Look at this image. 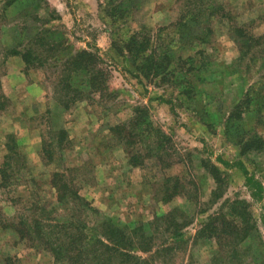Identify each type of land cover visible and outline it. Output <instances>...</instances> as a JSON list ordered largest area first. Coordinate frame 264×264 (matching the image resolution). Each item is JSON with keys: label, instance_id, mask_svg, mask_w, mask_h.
<instances>
[{"label": "rangeland", "instance_id": "rangeland-1", "mask_svg": "<svg viewBox=\"0 0 264 264\" xmlns=\"http://www.w3.org/2000/svg\"><path fill=\"white\" fill-rule=\"evenodd\" d=\"M6 164L0 264H264V0H0Z\"/></svg>", "mask_w": 264, "mask_h": 264}, {"label": "trees", "instance_id": "trees-1", "mask_svg": "<svg viewBox=\"0 0 264 264\" xmlns=\"http://www.w3.org/2000/svg\"><path fill=\"white\" fill-rule=\"evenodd\" d=\"M232 33V32H231ZM22 55V57L24 56L25 57V52L24 53H22L21 54ZM9 166V165H8ZM7 166V164L6 165H4V167H2L1 169H0V173H1V175H2V179L5 181V180H7L8 179V177H9V175L8 174H6V168L8 167ZM10 171V170H9ZM10 173V172H9ZM55 176H57V174H54ZM55 176H54V180H55ZM54 184V186H55V181L53 182ZM64 187L65 188H68V186H66V185H64ZM56 191H58V194L60 193L59 192V190H57V186H56ZM75 198H78V196L75 194L74 195V199ZM104 223V222H103ZM103 223H101V224H103ZM110 225V224H109ZM111 227H110V231L112 232V233H118V231L120 232V230L118 229V228H116L117 226H113L112 224L110 225ZM102 235V234H101ZM102 237L104 238H106V236H105V234H104V236L102 235ZM105 240V239H104ZM118 241H120L119 239L118 240H111V242H113V243H117ZM97 243H100V242H97ZM104 244V243H103ZM101 253V252H100Z\"/></svg>", "mask_w": 264, "mask_h": 264}]
</instances>
